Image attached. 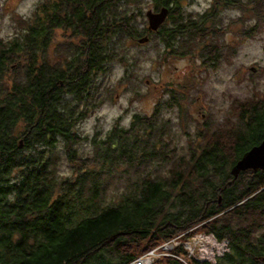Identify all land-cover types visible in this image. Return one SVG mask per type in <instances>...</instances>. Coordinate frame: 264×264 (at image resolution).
Instances as JSON below:
<instances>
[{"label": "trees", "instance_id": "16d2710c", "mask_svg": "<svg viewBox=\"0 0 264 264\" xmlns=\"http://www.w3.org/2000/svg\"><path fill=\"white\" fill-rule=\"evenodd\" d=\"M188 1L38 0L12 15L14 30L0 36V264H131L195 231L225 250L211 262L178 244L152 264H264V167L232 172L264 139V92L235 98L221 123H191L180 104L186 86H169L152 113H132L129 124L117 116L102 131L76 129L100 101L98 72L117 61L120 82L139 79L127 41L153 40L156 63L212 66L222 32L264 26V0H213L203 12ZM163 7L165 21L149 29L146 11ZM225 9L238 12L227 22ZM82 142L91 148L73 147Z\"/></svg>", "mask_w": 264, "mask_h": 264}, {"label": "rangeland", "instance_id": "374dc122", "mask_svg": "<svg viewBox=\"0 0 264 264\" xmlns=\"http://www.w3.org/2000/svg\"><path fill=\"white\" fill-rule=\"evenodd\" d=\"M37 1L0 0V36L7 37L14 30L12 15L29 14ZM209 1L190 0L186 8L203 11ZM222 11V16L227 22L238 12L231 9ZM240 26L242 27L243 24L238 23L237 29L240 30ZM238 34L239 31L230 29L220 34L218 50L221 60L212 66H202L198 64L199 60H195V63L193 59L185 58H169L166 62L156 63L152 59L156 54L153 40L151 43L139 45L127 41L130 72L139 79L132 81L130 78L129 82L126 80L120 82L124 67L117 61L109 64L112 69L106 75L98 72L94 81L101 87L98 93L100 101L77 124L78 134L88 135L96 130L108 129L114 123L113 118L117 116L121 117L119 118L121 124H129L132 113L146 115L152 113L158 98L166 97L163 90L169 86L178 89L182 88L179 86H186L184 90L189 93V100L185 99L180 104L187 105V116L191 123H201L208 119L221 123L231 101L235 98L240 99L254 95L256 92H264V26L243 36ZM60 36L61 31L57 30L54 39L60 40ZM106 85L111 86L109 94ZM173 110L176 115L177 109ZM162 113L164 116L171 114L164 110ZM177 136L178 143H182L184 136L181 132ZM80 146H84L87 150L91 148L87 142L79 145L76 143L73 147L78 149ZM59 168L60 171H69V166L64 160ZM123 182L124 180H119L120 185ZM201 233L203 232L195 231L186 238L187 242L191 243L190 246L194 247L192 257L212 262L215 260L213 255H220L225 250L226 242L217 243L209 236L205 239L209 242L202 245L201 239L198 238Z\"/></svg>", "mask_w": 264, "mask_h": 264}, {"label": "water", "instance_id": "95a60500", "mask_svg": "<svg viewBox=\"0 0 264 264\" xmlns=\"http://www.w3.org/2000/svg\"><path fill=\"white\" fill-rule=\"evenodd\" d=\"M167 9L161 8L158 12H153L151 10L146 11V17L148 19L149 29L155 30L159 24L163 22L166 17ZM147 39V36L144 38H140L137 41L143 42ZM264 167V139L260 141L258 144L253 145L248 151L244 152V154L235 162L232 172L236 175V173L240 170L246 169H257Z\"/></svg>", "mask_w": 264, "mask_h": 264}, {"label": "built area", "instance_id": "2783aa9c", "mask_svg": "<svg viewBox=\"0 0 264 264\" xmlns=\"http://www.w3.org/2000/svg\"><path fill=\"white\" fill-rule=\"evenodd\" d=\"M183 234L184 233L177 234L174 237L161 242V244L159 243L157 246H154L153 248L148 249L141 255L137 256L134 260H132L131 264H152L155 261V259L161 255H173L170 250L174 247V245H178V244H182L181 246L184 247L187 255L192 257V254H193L192 252L194 250V247L190 246L191 243L187 242V240H184V241L180 240V237ZM209 236L215 239V237L212 234L201 233L200 235H198V238L201 239L202 245H205L207 244V242H209L208 240H205ZM215 241L218 243V240L215 239ZM184 242H187V243H184ZM201 249L204 250L203 248ZM213 256H216V255H213Z\"/></svg>", "mask_w": 264, "mask_h": 264}, {"label": "flooded vegetation", "instance_id": "af4514ba", "mask_svg": "<svg viewBox=\"0 0 264 264\" xmlns=\"http://www.w3.org/2000/svg\"><path fill=\"white\" fill-rule=\"evenodd\" d=\"M213 3V0H210L209 1V4L207 5V7L205 8V9H203V11H205L206 9H208L210 6H211V4ZM217 3V2H216ZM202 11V10H201ZM201 11H196V12H201ZM202 11V12H203ZM165 19H166V17H165ZM165 19H164V21H165ZM158 28V27H157ZM157 28L155 29V30H157Z\"/></svg>", "mask_w": 264, "mask_h": 264}]
</instances>
